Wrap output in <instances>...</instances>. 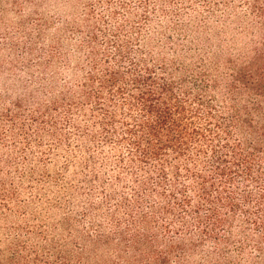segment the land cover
Instances as JSON below:
<instances>
[{
	"label": "trees",
	"instance_id": "obj_1",
	"mask_svg": "<svg viewBox=\"0 0 264 264\" xmlns=\"http://www.w3.org/2000/svg\"><path fill=\"white\" fill-rule=\"evenodd\" d=\"M123 17L89 22L76 82L52 102L83 145L114 147L116 183L82 218L0 248V264H264V48L239 57L206 26H176L193 54Z\"/></svg>",
	"mask_w": 264,
	"mask_h": 264
},
{
	"label": "rangeland",
	"instance_id": "obj_2",
	"mask_svg": "<svg viewBox=\"0 0 264 264\" xmlns=\"http://www.w3.org/2000/svg\"><path fill=\"white\" fill-rule=\"evenodd\" d=\"M122 1L0 0V248L4 250L27 236L28 230H53L67 215L82 218L88 205L104 202V186L116 183L114 147L83 145L79 133L66 124L64 112L52 104L64 92L63 85L72 86L76 80L74 73L83 62L78 47L89 22L99 26L105 21L112 29L128 15L144 35L155 36L156 41L160 37L182 41L193 54L202 48L181 36L176 26L189 25L191 30L206 26L213 47L219 50L221 44L223 52L235 56L264 48V0H125L127 13L120 9ZM143 11L151 20L146 24ZM113 12L117 16H111ZM76 120L84 125L82 118ZM131 183L129 179L123 187L114 184L112 190L123 193ZM247 250L256 255L254 249Z\"/></svg>",
	"mask_w": 264,
	"mask_h": 264
}]
</instances>
